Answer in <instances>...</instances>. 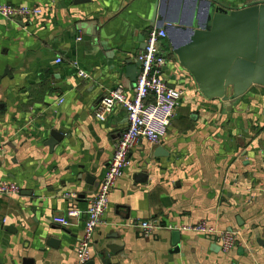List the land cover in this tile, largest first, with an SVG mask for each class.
<instances>
[{"label":"crops","instance_id":"1","mask_svg":"<svg viewBox=\"0 0 264 264\" xmlns=\"http://www.w3.org/2000/svg\"><path fill=\"white\" fill-rule=\"evenodd\" d=\"M216 1L240 8L258 0ZM153 2L0 0L43 9L42 16L24 19L0 16V181L20 187L0 199V264L77 263L86 210L128 124L122 107L104 121L95 108L119 84L132 95L127 66L139 69L137 56L154 19L153 27L168 34L165 79L183 96L161 142L143 139L131 150L93 235L91 259L264 264V87L234 97L233 88L225 92L222 85L224 51L246 44L248 15L212 12L209 20L208 0H158L154 14ZM52 129L65 136L49 152L44 141ZM160 148L163 155H156ZM143 173L146 178H138ZM71 206L79 216L68 226L53 221ZM149 219L176 226L206 221L237 232L239 240L225 254L218 241L179 230L176 250L177 229L146 238L133 225ZM49 238L58 240L56 247Z\"/></svg>","mask_w":264,"mask_h":264},{"label":"built area","instance_id":"2","mask_svg":"<svg viewBox=\"0 0 264 264\" xmlns=\"http://www.w3.org/2000/svg\"><path fill=\"white\" fill-rule=\"evenodd\" d=\"M42 14L43 9L40 7L0 4V16L8 20L42 16ZM167 37L165 28H149L145 34L144 49L137 56L139 74L132 95H127L125 87L119 84L101 97L95 108L96 119L104 121L114 107H122L127 113L128 124L115 144L113 155L97 193L86 210L82 236L77 247L78 261L76 264H84L91 259L93 235L107 212L112 188L129 165V154L133 147L143 139L151 144L160 143L175 117L177 107L183 96V90L170 86L165 79L168 60L163 53L162 42ZM55 62L60 63L61 58H56ZM71 65L80 78H88V73L80 68L76 62ZM19 191L20 187L17 183L0 181V199L4 195L18 194ZM65 197L75 198V194H65ZM78 216L79 211L71 206L64 215L54 216L53 221L68 226L71 219ZM133 225L146 238L152 236L156 230L163 228L191 231L203 235L211 241H218L220 251L225 254L233 250L239 240L237 232L232 230L218 231L209 226L206 221L176 226L162 224L157 219H149L137 221Z\"/></svg>","mask_w":264,"mask_h":264},{"label":"water","instance_id":"3","mask_svg":"<svg viewBox=\"0 0 264 264\" xmlns=\"http://www.w3.org/2000/svg\"><path fill=\"white\" fill-rule=\"evenodd\" d=\"M87 0H72L73 5H79L85 3ZM210 15L208 19H212V12L221 14H230L234 17L239 15H248L249 25H251V30L249 31L248 41L246 39V44L237 47H232L225 49L222 60V85L225 92L227 88H233V96L238 97L244 94L251 86H263L264 87V0L254 1L247 6L240 8H228L222 3L216 0H208L207 2ZM158 6V0H154L152 11L155 14ZM244 11V12H243ZM243 12V13H242ZM245 17V16H244ZM243 18V17H242ZM240 19V18H239ZM155 20V19H154ZM152 20V23L154 22ZM243 20V19H242ZM150 27H153V24ZM248 42V43H247ZM128 74L126 79L135 86L136 78L139 74V69L134 68L128 64L127 66ZM226 99V96H223ZM64 134L59 130H50L49 137L44 141V145L48 147L49 152H52L54 147L64 138ZM161 148L157 149L156 155H160ZM159 153V154H158ZM163 155V154H161ZM147 174L143 173L138 176L141 178H146ZM88 182H91L88 179ZM238 220V219H237ZM179 235L180 231L176 230L173 232V245L177 250L179 245ZM47 244L52 247H56L58 240L49 238ZM107 249L115 253L117 248L114 245H107ZM103 255V253H101ZM33 263V261H30ZM84 264H94V260L90 259ZM109 264V261H106Z\"/></svg>","mask_w":264,"mask_h":264}]
</instances>
